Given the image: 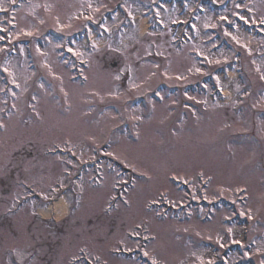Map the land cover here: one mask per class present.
<instances>
[{
    "label": "rangeland",
    "instance_id": "1",
    "mask_svg": "<svg viewBox=\"0 0 264 264\" xmlns=\"http://www.w3.org/2000/svg\"><path fill=\"white\" fill-rule=\"evenodd\" d=\"M239 1L0 0L7 9L0 11V28L16 22L15 38L30 42L34 66L29 69L24 48H17L16 57L0 48V71L6 73L0 80V264H70L84 253L101 264H139L115 252L119 245L138 248L128 237L141 223L154 236L145 253L159 264L264 259V38L243 31L235 19L264 25L258 21L264 20V0ZM121 3L125 13H114ZM178 21L192 29L171 27ZM63 46L88 63L85 85L70 81ZM241 68L249 87L237 80ZM208 74L214 78L204 82L207 94L185 91ZM214 82L223 100L209 98ZM172 86L181 91L164 98ZM154 93L162 104L150 100ZM141 96L147 103L138 102ZM69 145L82 162L104 153L143 176H133L125 193L128 206H109L118 181L111 163L95 186L89 175L74 176L77 164L49 155L55 146ZM65 177L74 190L70 194L68 187L65 194L74 204L68 220L45 221L33 214V204L16 214L25 185L45 195ZM202 194L209 202L222 197L234 207L191 206ZM160 199L167 209L150 210L149 204ZM181 206L188 208L180 211ZM236 212L251 223L247 228L235 221ZM203 217L210 221L203 223ZM15 221L10 237L6 230ZM248 244L253 249L245 251ZM217 245L220 252L210 249ZM226 246L241 251L224 255Z\"/></svg>",
    "mask_w": 264,
    "mask_h": 264
},
{
    "label": "bare ground",
    "instance_id": "2",
    "mask_svg": "<svg viewBox=\"0 0 264 264\" xmlns=\"http://www.w3.org/2000/svg\"><path fill=\"white\" fill-rule=\"evenodd\" d=\"M54 207L56 209V219L59 220L67 212L66 201L65 200L58 201L55 203ZM41 212L43 213V216H49V213L45 211H41Z\"/></svg>",
    "mask_w": 264,
    "mask_h": 264
},
{
    "label": "snow or ice",
    "instance_id": "3",
    "mask_svg": "<svg viewBox=\"0 0 264 264\" xmlns=\"http://www.w3.org/2000/svg\"><path fill=\"white\" fill-rule=\"evenodd\" d=\"M12 2L14 3L15 0H12ZM0 11H7V9L0 7ZM241 19H243V17H241ZM245 23H247V21H245ZM261 23H264V20L261 21ZM28 35H30L31 33H27ZM75 55H79V53H74ZM120 77L117 76L116 79H119ZM261 79H264V76L261 77ZM0 127H2V125H0ZM241 215H243V213H241ZM251 218V217H249ZM229 232H231V229H229ZM219 243V241H217ZM234 243H239L238 241H233ZM221 247H223V245H221ZM145 255H147V253H145ZM245 255H247V253H245ZM152 264H156L155 259H153ZM261 264H264V261H261Z\"/></svg>",
    "mask_w": 264,
    "mask_h": 264
}]
</instances>
